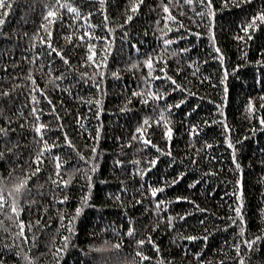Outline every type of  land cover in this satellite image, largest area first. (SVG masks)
<instances>
[{"label":"trees","instance_id":"obj_1","mask_svg":"<svg viewBox=\"0 0 264 264\" xmlns=\"http://www.w3.org/2000/svg\"><path fill=\"white\" fill-rule=\"evenodd\" d=\"M69 2L80 9V18L73 19L75 14H69L65 8L61 10L62 20L56 19L50 29H45V5L54 0H13V9L0 27V93L5 89L10 92L7 97L0 95V126L12 121L9 139L0 137V151L5 145L17 146L14 155L5 153L0 158V177H9L11 183L31 175L26 171L29 165L33 169L36 166L31 157L40 150V145L36 142L37 134L30 127L36 122L33 106L41 111V122L63 124L62 129L46 133L45 139L49 143L60 138L59 147L45 153L41 171L29 180L31 192L19 199V206L23 208L19 218L24 219L26 225L28 221L33 224L31 230L25 227L24 235L29 237L28 241L25 242L23 236L12 237L11 232H18V228L0 215V221H3L0 253L6 255V264H21V257L15 256L8 247L13 241V247H19L22 253H29L31 249L29 254L39 258L37 264H56V246H62L60 237L68 235L61 227L58 215L70 217L86 195L87 205L74 221L76 231L70 236L71 246L59 264H237L231 259L237 256L232 245H241L240 254L247 250L239 235L240 228L246 229L243 237L246 239L264 232V125H260L257 118V112L264 116V108L260 107L264 103L260 99L264 96V63H257L264 60L261 53L264 25L253 33L251 40L245 37L242 42L235 36L240 33L238 25L254 14L264 0H250L247 4L236 0L239 7L230 6L222 11L221 0H213L217 9L214 23L207 16L197 18L193 23V17L201 11L199 0H194L192 6L179 0L182 7L174 6L176 0H172L169 6L177 20L167 22L164 19L167 14L154 7L159 0H144L127 24L124 20L131 14L126 12L128 0H105V8H101L100 0ZM164 2L169 3V0ZM105 9L108 26L113 29L111 32L104 27ZM88 12H92L91 17L87 16ZM181 23L185 27L181 28ZM117 24L124 26L119 28ZM210 25L215 34V45L224 55L223 62L218 59L220 54L208 35ZM169 27L171 31H168ZM188 29L192 30L191 34ZM88 32L94 35L81 41L80 36H86ZM196 32L201 35L196 36ZM177 36L184 38L176 39ZM40 37L51 39V47L63 50L69 62L65 64L58 52L50 50ZM166 38L172 39L173 43L165 46L163 40ZM89 41L94 49H88ZM105 45H109V49H105ZM182 48H187V52H179ZM92 51L96 53L93 59L96 64H101L100 68L91 61L84 63ZM172 52L177 54L172 55ZM157 53L165 57L166 66L164 60L154 59L149 87L168 92V95L163 100L141 104L140 99L131 94L138 86H145L143 78L147 76V66L142 62L147 55L155 58ZM105 59L106 66L101 63ZM137 61L140 65L131 67ZM4 65L8 67L4 68ZM225 67L228 69L226 78L223 77ZM162 70L174 77L182 88H175L163 76ZM116 71L119 75H111ZM85 72L88 75L82 78L81 74ZM31 77L35 78L34 82ZM59 77L63 78L57 79ZM13 84L19 86L15 91H12ZM45 93L55 105L59 118L49 110ZM32 94L36 95L37 101L31 99ZM129 98L131 111L121 112ZM249 98L255 105L251 115L247 111ZM95 100H100V104H95ZM180 100L184 103L179 104ZM165 101L174 105L170 110L174 128L170 142L172 155H167L166 151L161 154L151 146L142 149L137 142L124 145L137 120L144 115L155 119ZM154 107L156 111L152 110ZM186 113L191 115L186 116ZM192 123L200 128L195 137L189 135ZM65 132L85 156H91L86 145H94L97 149V168L90 173L91 190L82 174L75 175L66 193L63 188L53 186L56 175L52 157L57 151L69 161L68 170L81 166L76 163L77 156L71 146L63 143ZM149 133L154 144L161 149L168 148L159 129H149ZM229 139L235 149V160L232 159L233 148L226 142ZM157 155L159 160L145 175L133 174L134 167H147L148 161ZM135 159L140 160L139 165L133 164ZM117 160L124 164H116ZM236 163L241 166L239 170L235 169ZM61 168L63 172L64 166ZM180 172L184 175L178 178ZM173 179L177 181L175 184L171 182ZM237 179L241 185L236 184ZM162 184L166 185L163 191L156 197L151 196L150 186ZM241 187L242 205L237 195ZM64 194L69 197L67 201L59 199ZM116 195L120 200L114 198ZM177 196L188 199L176 200ZM134 197L141 203H136ZM25 199L36 203L26 204ZM158 199L168 203L167 208L160 206L159 213L156 211ZM237 206L241 207L243 220L234 212ZM45 207L47 212L43 213ZM4 211L9 209L5 207ZM185 212L190 215L179 219ZM169 215L172 216V228L160 219ZM41 217L46 228L35 225ZM129 217L135 221V238L125 234ZM154 224H159V228H154ZM205 228L207 233L203 231ZM149 232L159 245L158 252L147 242L139 246L135 242ZM33 235L36 236L35 244ZM190 235L200 238L186 239ZM204 235L208 236L207 240L203 239ZM117 243L121 246L113 247ZM100 248L103 250L98 251ZM256 248L251 252L249 264H264V240ZM137 250L145 252L151 259L140 260Z\"/></svg>","mask_w":264,"mask_h":264},{"label":"snow or ice","instance_id":"obj_2","mask_svg":"<svg viewBox=\"0 0 264 264\" xmlns=\"http://www.w3.org/2000/svg\"><path fill=\"white\" fill-rule=\"evenodd\" d=\"M172 2V0H169V3H165L164 0H159V3L157 5H155L154 7H159L163 13H166L167 15L164 17L165 21L167 22V20H172V21H176L177 17L175 15L172 14L171 9L169 4ZM243 3L247 4L250 2V0H242ZM129 3V7L128 9H126V12H130L131 14H127L126 18L124 20V24H127L129 21L133 20V16L140 10L141 5L144 3V0H128ZM185 3H187L189 6H192L194 4V0H185ZM221 4H222V8L220 9L221 11L223 10V8H227L230 6H236L239 7L240 4H238L236 2V0H231V4H230V0H221ZM199 5L201 8V11L197 12L195 14V16L193 17V23L196 22V19H202L204 16H207L209 18V20L211 22L214 23L215 20V16L217 13V9L213 3V0H199ZM100 6L101 8H105V0H100ZM177 7H182V5H180L179 0H176L175 5ZM67 8L69 14L74 13L75 15L72 17L73 19H77L80 18V9L73 3H70L69 0H54V3L51 4H46L45 5V12L43 15V20L46 21V23L43 24V27L45 29H50V26L52 24L55 23L56 19H61L63 17V12L61 11L62 9ZM13 9V0H0V27H2L5 24V18L8 17L10 11ZM92 12H88L87 16L91 17ZM104 27L107 28V30L109 32L113 31V29L111 27L108 26V15L105 9V14H104ZM261 25H264V2L261 3V5H259L258 10H256L254 12V14H252L251 16L247 17L245 21L241 22L238 27L240 29V33L236 34L235 39H237L238 41H245V37H247L248 40L252 39V35L254 32H256L257 30L260 29ZM123 24H117L116 27L119 28H123ZM93 27H97L96 25H93ZM180 27L183 28L185 27L182 23L180 24ZM171 27L168 28V31H171ZM189 34H191L192 30L188 29ZM25 35H27L25 33ZM94 34L92 32H88L87 35H81L80 36V40L81 41H85L88 40L90 37H92ZM161 35H164V33L162 32ZM196 36H200L201 33L200 32H196L195 33ZM208 35L211 37V42L213 44V46L215 47V51L217 53H219V57L218 59L223 62L224 60V55L221 52V49L215 45V34L213 31V28L211 27V25L208 27ZM48 36L51 37L52 36V32L49 30L48 31ZM69 40L71 39V37H67ZM184 37L182 36H177L176 39H183ZM41 42L44 44L49 45L50 50L52 51H57L58 54L63 58L65 64H67L69 62L68 57L65 56L63 54V50H59V49H55L51 47V39H44L43 37H40ZM96 39H100V37H96ZM103 39L107 40V37H104ZM173 43L172 39H164L163 40V44L165 46L171 45ZM87 47L88 49H94V45L89 41L87 43ZM105 49H109V45H105ZM166 50V49H162ZM179 52H187V48H182L179 49ZM261 53L264 54V49H261ZM95 52L92 51L90 52V54L88 55L87 60L84 61V63H88V61H91L92 64H95L97 68L101 67V64H96V61L93 59V56H95ZM176 52H172V55H176ZM154 59L156 61H161L164 60L165 61V66H166V59L165 57H162L159 53L156 54L155 58L149 54L147 55L146 59L142 62L144 65L147 66V76H145L144 79V83L145 86L144 88H140L138 86L137 89H134L132 91V97H137L140 99V103L141 104H148L149 101H160L163 100L164 97H166L168 95V92H164V91H156V90H152L149 85L151 84V79L153 77V68H154ZM102 64H104L106 66V59L101 61ZM140 61H137L136 63H134L133 65H131V67H137L140 65ZM257 63H264V60H258ZM8 65H4V68H7ZM237 67H239V65H237ZM235 68L232 69L233 72H235ZM31 71V70H29ZM176 71H180L179 68L176 69ZM163 72V76L168 80L171 81V84L175 86V88H182V85L178 84L177 81L175 80L174 77L169 76L166 70H162ZM88 75L87 72L82 73L81 76L86 77ZM95 76V73L93 74ZM100 75H103V72L100 73ZM111 75L113 76H117L119 75V72H112ZM228 76V69L225 67L223 69V77L226 78ZM63 77H59L57 79H62ZM31 79L35 80L34 77H31ZM49 79L51 80L52 77H49ZM156 79H159V77H156ZM209 80L211 79L210 77L208 78ZM53 83H55V81H53ZM57 87L59 85H56ZM19 87L16 84H13L12 86V91H15V89ZM38 87V85H37ZM97 88L100 87L99 84L96 85ZM175 88H170V90L174 91ZM145 89H147V91H145ZM35 91V89H33V92ZM41 91H43V89H41ZM184 91H188L187 89H184ZM227 92V89L225 88V93ZM10 92L8 89H5V91L3 93H0V95H3L5 97L9 96ZM31 99L33 101H37V97L36 95L32 94L31 95ZM82 99V98H79ZM260 99L262 101H264V96H261ZM45 100H47L48 104L50 105V111L57 117L59 118V114L55 112V105L52 104L51 99L47 96V94L45 93ZM89 103H92V101H88ZM131 103V98L126 99L124 102V106L120 109L121 112H128L131 111V109L128 107V105ZM179 104L184 103L183 100H180L178 102ZM95 104L99 105L100 104V100H95ZM174 105L171 103H168L167 101L164 102V106L159 108V112L158 115L155 119H153L150 116L144 115L141 116L138 120L136 125L134 126L133 130L131 131L130 134V138L127 139L126 141H124V145H128L131 146L133 144V142H137L141 145L142 149H146L149 146H151L152 148L156 149L157 152L164 154L166 151V154L171 156L172 152H171V148H170V142L173 138L174 135V128H173V124H172V120H171V113L170 110L173 109ZM261 108H264V103H262L260 105ZM153 111H156V108L154 107L152 109ZM217 111H220V109L218 108ZM247 111H249V114L251 115V113L253 111H255V105L252 103V99L249 98V105H248V109ZM32 112L35 114L36 117V122L33 123L32 125H30V127L35 131V133L37 134L38 139L36 140V142L40 145V150L38 152H36L34 157H31V159L34 161L35 163V168L33 169L31 167V165H29L28 169L26 170L28 173H30L31 175H25L21 178H17L16 180H13L11 183H9V177H0V215L5 216L7 219H10L13 224H15V226L18 228V232H11V236L12 237H19V236H23L24 241L27 242L29 237L24 235V231H25V227L27 226L29 228V230H31V228L33 227L32 221H28L27 225L24 219H20L19 218V213L23 211V208H21L19 206V199L23 198L24 196H26L28 193L31 192V188L29 186V180L32 178V176H35L37 173H39L41 171V166L44 162V158H45V153H51V151L53 149H57L59 147V137H56L55 140L52 143H49V141L47 139H45L46 133H51L53 132L55 129H62L63 128V124L58 123L55 125H50V124H46L44 122L40 121V115H41V111L39 109H37L35 106L32 107ZM186 116H190L191 113H186ZM257 118L259 120V124L260 125H264V116H261L258 112H257ZM7 119V118H5ZM12 121L8 120L7 124L4 126H0V137H2L5 140L9 139V132L12 131V129L9 127V125H11ZM207 123V121L205 122ZM153 125L155 127H153ZM21 127H23V125H21ZM225 127H227V125L225 124ZM149 129H151L152 131H156L157 129L160 130L161 135L165 138L166 142L168 143V148L167 149H161L159 147L158 144H154L153 140L151 138H149ZM189 135L192 137H195L196 134L200 131V128L198 127V124L196 123H192L189 125ZM99 133H97V137H98ZM230 147L233 148V156L232 159L235 160V149L234 146L232 145L231 140H227L226 141ZM64 144L71 146V148L74 150V152L76 153L77 156V161L76 163L81 165L80 167H75L73 166L71 168V170H68V160H65L61 157L59 151H57L55 153V155L52 157L53 162H54V168H55V175H56V180L52 181L53 186L58 187V188H63L65 190V193L67 192V188L68 186L73 182V179L75 178V175L77 174H82L84 176V179L86 181H88V187L89 190H91V180H92V176L90 175V173H94L96 171L97 168V164L95 161V157H96V147L94 145H86V147H88L90 149L91 152V156H85L83 154V152L79 151L76 147L75 144L72 143L71 139L68 138L67 133H64ZM123 146V145H122ZM208 147H211L210 145H207ZM16 145H12L11 147L5 145L4 146V150L0 151V158H3L5 156V153L8 154H15L14 149L16 148ZM189 147L191 148L192 145L190 144ZM196 155L199 156V152H196ZM159 160V155L152 157L148 163H147V167H134L133 168V174H140V175H145L147 173V171L151 168H153L157 161ZM174 162V161H173ZM116 164H124V161L121 160H117L115 161ZM134 165H139L140 164V160L139 159H135L133 161ZM61 165L64 166V171L62 172V168ZM240 164L236 163L235 164V169L239 170L240 169ZM209 172H214L213 169H209ZM51 175V173L49 174ZM184 173L180 172L177 174L178 178L179 177H183ZM9 176H11V173H9ZM173 184H175L177 181L176 179H173L171 181ZM236 184L237 185H241V181L239 179L236 180ZM166 185H161L159 187H151L150 186V194L153 197L157 196L158 192H162L163 188ZM125 192H127V189H124ZM112 195V194H110ZM237 195L240 197L239 200V204L242 205L243 204V191H242V187L240 188V190L238 191ZM117 200H120V196L116 195L114 197ZM59 199L61 201H67L69 199L67 194L61 195L59 197ZM176 200H187L188 197H182V196H177L175 197ZM135 200V197H134ZM26 204H34L36 203V201L34 200H28L25 199L24 201ZM88 202V196H84L81 198V204L78 205L77 207L74 208L72 214L70 217L66 218L63 214H59L58 218L61 221V227L65 228V231L68 233V235H63L60 237V240L62 241V246L57 245V252H56V264H59L60 258L65 255L67 253L68 248L71 246L70 245V236L72 233H74L76 231V229L74 228V221L76 219L77 216H79V214L83 211L84 206L87 205ZM136 203H141L140 200H135ZM121 203H123V201H121ZM194 207H196L195 202H193ZM161 205H163L164 208L168 207V203L161 201V200H157L156 201V211L159 213L161 211ZM5 207H7L9 209L8 212H5L4 209ZM47 212V208L45 207L43 209V213ZM59 212V210H58ZM235 214L240 217L241 220H243V215L241 213V207L237 206L234 209ZM190 215V213L185 212L183 216H179V219H183L184 216H188ZM160 219L165 220L167 227L172 228L173 225L171 223L172 220V216L169 215L166 218L161 216ZM233 224L236 223V220H232L231 221ZM128 227L126 230V235L132 238H135L136 236V228L134 227V219L132 217L128 218ZM201 224H203V221H200ZM35 225L39 226L40 228H46L47 225H45L44 223H42V217L41 219H37L35 221ZM228 225H225V227H227ZM154 228H159V224H154L153 225ZM0 228H3V221H0ZM5 231H10V229L5 228ZM59 231V229L57 230ZM203 231L205 233L208 232V229L205 228L203 229ZM246 229L242 226L239 230V235L242 238V243L244 245L247 246V250L243 253L240 254V249H241V245L234 243L232 245V247L234 249H236L237 252V256L232 257L231 259L236 261L237 264H249V262L251 261V252H255L257 250L256 245L259 244V242L261 240H264V232H262L259 236L253 235L251 239H246L243 238L245 235ZM200 237L198 236H194V235H190L187 236L186 239L189 240H195L198 239ZM208 236L204 235L203 239L207 240ZM35 240H36V236L33 235L32 236V242L33 244H35ZM136 244L139 245H144L146 242L150 244V246L154 247L156 249V251H159V245L155 243V241L152 239V234L149 233H145L144 234V238L142 239H138L135 241ZM15 243V241H13V244ZM13 244L8 245L9 248L12 249L13 253L15 256L17 257H21V264H37V260L39 259L38 257H33L32 255H30L29 253L31 252V249L29 250V253H22V251L20 250L19 247H13ZM121 246L120 243H117L115 245H113V247L119 248ZM98 251H102L103 249H97ZM197 256H199V253H196ZM137 256L140 258V260H150L151 257H149L145 252L143 251H139L137 250ZM0 264H6V255L4 253H0Z\"/></svg>","mask_w":264,"mask_h":264}]
</instances>
